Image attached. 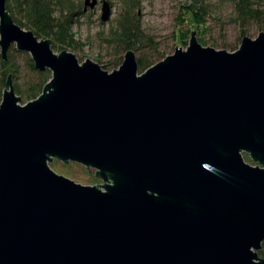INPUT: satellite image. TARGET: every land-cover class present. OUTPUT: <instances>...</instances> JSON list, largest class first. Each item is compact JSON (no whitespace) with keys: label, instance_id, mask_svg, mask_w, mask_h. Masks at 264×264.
<instances>
[{"label":"water","instance_id":"water-1","mask_svg":"<svg viewBox=\"0 0 264 264\" xmlns=\"http://www.w3.org/2000/svg\"><path fill=\"white\" fill-rule=\"evenodd\" d=\"M99 1L108 20V0L83 9ZM6 3L3 60L16 43L53 76L21 104L10 73L0 103V264H264V32L230 52L192 30L143 73L131 49L109 72ZM54 157L112 181L83 185Z\"/></svg>","mask_w":264,"mask_h":264},{"label":"rangeland","instance_id":"rangeland-1","mask_svg":"<svg viewBox=\"0 0 264 264\" xmlns=\"http://www.w3.org/2000/svg\"><path fill=\"white\" fill-rule=\"evenodd\" d=\"M58 2V0H55ZM55 6L53 15L57 22L70 21V30L74 36L71 44L57 43L52 45L55 53L63 50L74 52L80 63L88 58L96 61L109 72L115 71L123 64L127 50L134 51L138 60L147 65V69L173 54L176 47L187 49L190 45L192 32L196 31L197 39L204 46L218 50L226 49L234 52L242 42L244 35L255 39L264 32V15L254 19H243L238 16L236 7L231 0H108L112 5V14L108 20L102 19L103 2L94 8L84 10V0H61ZM81 4V12L74 6ZM14 15L23 18L16 0H10ZM190 5L194 7L204 20L198 24L194 20ZM129 17L138 35L132 40L116 39L115 32L122 30L124 19ZM193 30V31H192ZM51 38V37H49ZM52 39V38H51ZM7 59L3 60L0 46V103L3 100L5 81L12 73L11 79L18 96L19 103L27 104L30 100L40 97L43 89L51 81L53 70H38L30 52L17 48L16 43L9 48ZM146 71V69L144 70ZM138 69V73H143ZM1 105V104H0ZM248 153V152H247ZM243 152L244 159L253 165H260ZM49 166L65 177H70L83 185L109 183L102 176H96L95 167L79 162H64L58 157L49 161ZM104 189V186L100 185ZM264 249V243L262 244ZM261 249V250H262ZM258 251V255L262 257ZM263 258V257H262Z\"/></svg>","mask_w":264,"mask_h":264},{"label":"trees","instance_id":"trees-1","mask_svg":"<svg viewBox=\"0 0 264 264\" xmlns=\"http://www.w3.org/2000/svg\"><path fill=\"white\" fill-rule=\"evenodd\" d=\"M19 6V11L23 18H20L13 13V8L10 6V0H7L6 6L10 14L14 17L15 22L20 24L25 29L32 30L37 37L50 39L51 44L57 45V43L71 44L74 41V36L70 30V21L57 22L56 17L53 15L55 6H58L62 1L58 0H16ZM236 7L238 16L245 19H254L264 15V0H231ZM75 8V11L80 13L81 4L75 6L74 3L69 5ZM190 12H192L194 20L200 25L204 23L201 16L198 15L194 7L190 5ZM124 25L121 31L115 32L116 39L122 41L132 40L138 33L131 22L129 17L124 19ZM51 37V38H49ZM138 65L142 71L147 70V65L138 60ZM8 85L5 81V86ZM264 258V249L259 253Z\"/></svg>","mask_w":264,"mask_h":264}]
</instances>
